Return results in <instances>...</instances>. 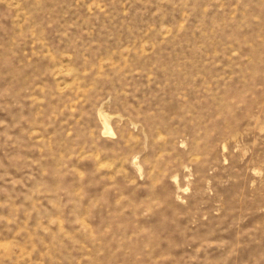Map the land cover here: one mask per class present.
I'll return each instance as SVG.
<instances>
[{
    "label": "rangeland",
    "instance_id": "374dc122",
    "mask_svg": "<svg viewBox=\"0 0 264 264\" xmlns=\"http://www.w3.org/2000/svg\"><path fill=\"white\" fill-rule=\"evenodd\" d=\"M0 264H264V0H0Z\"/></svg>",
    "mask_w": 264,
    "mask_h": 264
}]
</instances>
